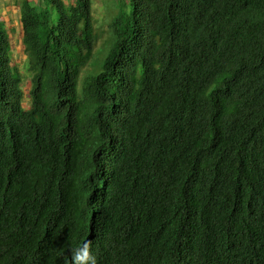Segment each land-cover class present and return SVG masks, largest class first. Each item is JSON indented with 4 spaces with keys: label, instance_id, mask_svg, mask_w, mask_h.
<instances>
[{
    "label": "trees",
    "instance_id": "trees-1",
    "mask_svg": "<svg viewBox=\"0 0 264 264\" xmlns=\"http://www.w3.org/2000/svg\"><path fill=\"white\" fill-rule=\"evenodd\" d=\"M41 2L28 93L0 14V264H264V0H121L101 61Z\"/></svg>",
    "mask_w": 264,
    "mask_h": 264
},
{
    "label": "rangeland",
    "instance_id": "rangeland-1",
    "mask_svg": "<svg viewBox=\"0 0 264 264\" xmlns=\"http://www.w3.org/2000/svg\"><path fill=\"white\" fill-rule=\"evenodd\" d=\"M74 1V0H66ZM121 0H92L93 2V19L95 25V33L97 36L96 47H95V57L98 58V61H101L105 55L108 53V50L111 47V42L114 41L112 39L111 32L109 30L110 23L114 20V18L118 15L119 11V3ZM18 13V11H17ZM14 14L12 12V23L6 24L8 31L11 36V48H12V56L13 62L15 65H19L20 70L23 72L24 82L23 87L26 93L30 88V79L27 76L26 72V62L27 57L24 52V45L22 41V33L21 27L19 25V20L16 21L14 18ZM95 71L94 63L88 65L83 72V77H86L88 74Z\"/></svg>",
    "mask_w": 264,
    "mask_h": 264
},
{
    "label": "crops",
    "instance_id": "crops-1",
    "mask_svg": "<svg viewBox=\"0 0 264 264\" xmlns=\"http://www.w3.org/2000/svg\"><path fill=\"white\" fill-rule=\"evenodd\" d=\"M35 3L42 4L41 0H32ZM18 11V13H17ZM12 12L14 18L19 20L21 12V0H0V13L1 19L6 22V24L12 23Z\"/></svg>",
    "mask_w": 264,
    "mask_h": 264
},
{
    "label": "clouds",
    "instance_id": "clouds-1",
    "mask_svg": "<svg viewBox=\"0 0 264 264\" xmlns=\"http://www.w3.org/2000/svg\"><path fill=\"white\" fill-rule=\"evenodd\" d=\"M90 245L91 241H85L80 247L73 249L71 257L72 264H97L95 253Z\"/></svg>",
    "mask_w": 264,
    "mask_h": 264
}]
</instances>
